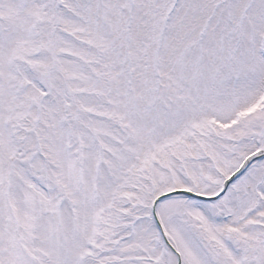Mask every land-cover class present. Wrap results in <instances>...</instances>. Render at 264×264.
Returning a JSON list of instances; mask_svg holds the SVG:
<instances>
[{
	"label": "snow or ice",
	"instance_id": "obj_1",
	"mask_svg": "<svg viewBox=\"0 0 264 264\" xmlns=\"http://www.w3.org/2000/svg\"><path fill=\"white\" fill-rule=\"evenodd\" d=\"M0 264H264V0H0Z\"/></svg>",
	"mask_w": 264,
	"mask_h": 264
}]
</instances>
